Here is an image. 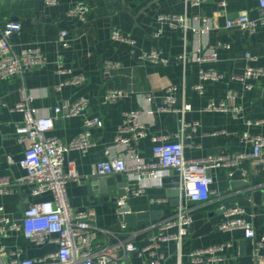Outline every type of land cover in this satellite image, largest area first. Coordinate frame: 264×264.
Here are the masks:
<instances>
[{
	"label": "crops",
	"instance_id": "1",
	"mask_svg": "<svg viewBox=\"0 0 264 264\" xmlns=\"http://www.w3.org/2000/svg\"><path fill=\"white\" fill-rule=\"evenodd\" d=\"M219 1L208 0L201 6H192L185 0H59L54 5L44 0H0V27L12 18L20 20L22 24L20 32L11 39L15 50L36 47L49 60L46 65L26 73L23 78L19 75L0 78V174L9 176L14 183L12 193L0 194L3 212L13 219H19L26 206L53 198L51 192L31 194L32 185L24 180L27 172L20 164L26 144L17 139L16 124L24 116L21 111L12 110L11 107L20 100L19 88L25 85L35 95L33 105L38 113L54 116L55 124L50 135L70 141L83 130L87 117L101 118V124L92 128L96 145L86 153L71 150L66 154L65 170H68L70 161H74L82 178L71 179L67 183L69 202L77 211L94 208L98 225L109 231L99 232L95 242L97 248H106L115 253L121 258V264H144L149 261L152 257L148 253H125L123 243L133 241L139 246L147 244L155 226L175 214L180 196L164 179H174L178 173L167 170L161 177L144 180L146 190L133 196L135 203H149L152 208L163 211L157 220L132 229L123 226L116 228L119 218L114 212L115 203L92 185V177L98 175L97 164L106 157V148L113 143L124 113L137 109L146 112L142 120L149 135L141 138L137 146V153L145 162L156 160L152 140V134L155 133L170 136V139L182 135L184 155L188 159L219 153L250 155L254 146L243 141L242 135L249 131L264 136V122L257 123L264 120V76L252 79L251 89L246 88L240 80L230 79L232 74H242L247 65H264V26L260 25L255 32L226 26L229 17L241 13L258 16V0H226L225 7L220 6ZM76 3H84L88 7L85 22L68 15L69 8ZM166 13L187 15L190 21L194 15L210 16L214 28L201 33L172 25L159 19L161 14ZM192 23L199 25L197 20ZM114 29L134 40L135 47L125 40L112 38ZM61 30L68 31L69 46H64L60 41ZM219 41L229 46L218 48L216 60L202 63L190 60L184 63L178 58L185 51L193 53L198 48ZM153 48L161 50L170 59L169 63L156 65L138 60L140 52ZM59 59L66 67L83 72L87 77L86 83L53 90L52 86L66 77L54 71V62ZM107 59L122 64L118 74L112 78H105L102 72L103 62ZM201 68H215L223 72L225 78L206 81L204 91L199 92L195 85L200 82ZM170 84L177 85L178 105L190 103V110L180 112L159 109L164 104L166 88ZM108 88H121L127 94L116 102H109L105 98ZM144 93H150L151 98L143 96ZM82 96L89 100V105L82 113L66 117L62 112L55 111L56 106L73 102ZM223 100L232 106H241L242 113L236 115L233 110L207 109L210 102ZM247 120L253 123L248 124ZM185 121H198L199 124L194 130L191 126L184 127ZM214 131L219 133L213 134ZM112 150L122 153L128 163L134 162L122 149L112 147ZM230 171H233L231 175ZM210 175L213 178L211 186L216 193L207 201L192 205L194 222L190 235L183 239L180 253L174 240L164 242L157 249L158 254L164 255L163 264H194L189 255L193 249L224 242L231 243L225 258L212 264H251L242 261L245 249H241L238 244L247 239L244 230L219 229L223 219L220 206H230L234 202L238 204L239 197L250 193L249 186H260L262 178L264 181V168L261 169L258 162L249 156L233 168H212ZM131 176L134 177L133 174ZM170 184H176L175 180ZM158 197L165 201L153 203L152 199ZM244 206L247 210L245 217L255 224L256 238L264 237V207L254 202ZM172 231H177V228L174 227ZM2 244L20 249L22 256L35 258L58 247L56 243L38 245L27 240L20 230L4 237ZM235 244H238L237 247ZM261 252L264 255V247ZM257 264H264V261Z\"/></svg>",
	"mask_w": 264,
	"mask_h": 264
},
{
	"label": "built area",
	"instance_id": "2",
	"mask_svg": "<svg viewBox=\"0 0 264 264\" xmlns=\"http://www.w3.org/2000/svg\"><path fill=\"white\" fill-rule=\"evenodd\" d=\"M46 3L54 5L59 0H44ZM192 6H201L208 0H185ZM219 5L225 7L226 0H220ZM88 7L84 3H76L68 10V15L76 17L85 22L87 19ZM160 20L169 22L172 25H180L184 28L194 29L196 32H205L214 28L213 19L210 16L194 15L193 20L199 22L195 26L187 15L166 13L159 16ZM264 26V0H258V16L251 17L248 13H241L237 16L229 17L226 22L227 27H237L241 30L255 32L260 26ZM22 24L20 20L12 18L4 22L0 27V78H7L19 75L22 78L26 73L38 67L46 65L49 60L46 54L39 48L28 47L15 50L12 44L14 34L20 32ZM68 31L61 30L59 39L64 46H69L67 38ZM112 38L125 40L135 47V41L124 36L119 30L112 31ZM229 46L219 41L214 45L198 48L193 53L188 51L178 55L184 63L190 60L197 62L213 61L218 58V48ZM251 57L250 53H247ZM140 62L152 64H168L170 59L161 50L153 48L142 51L138 54ZM122 64L117 60H104L102 72L105 78H112L118 74ZM56 74H65L66 77L55 83L53 90L59 91L64 87L80 86L87 81L83 72L66 67L59 59L54 62ZM264 76L263 66L247 65L240 75L232 74L230 79L242 81L246 88L251 89L252 79ZM225 78V74L215 68H201L200 82L195 85L199 92L204 91V83L208 80L218 81ZM177 85L170 84L166 88L164 104L159 109L163 111L190 110V103L178 105V95H176ZM20 100L11 107L23 113V120L16 124V136L20 142L26 144L21 166L27 174L24 180L32 185L31 194L39 195L45 192L53 194L52 199L42 200L30 204L25 208L21 218L13 219L0 209V252L9 255V264H121V258L106 248H97L95 242L99 232H109L101 228L97 223V212L94 208L85 210H74L69 202L67 193V183L71 179L81 180L77 172L74 161H70L68 170H65L64 163L66 154L71 150L88 152L96 145L92 134V128L101 124L99 116L87 117L84 121L83 130L78 136L70 141L50 135L54 128L55 118L52 114L41 115L33 105L34 93L25 85L19 88ZM127 92L121 88H108L105 98L109 102H116L126 96ZM143 96L151 98L150 93ZM7 105V104H5ZM89 105L87 97H79L73 102H66L55 107L57 113L62 112L66 117H72L82 113ZM207 109L217 111L233 110L236 115L242 113L241 106H232L227 100L220 102L212 101ZM153 112V110H152ZM145 110L137 109L124 113L122 122L117 128V132L111 146L106 148V157L98 162L97 174L106 175L118 172H130L137 180L133 186V195H139L146 190V179H156L161 177L167 170H173L181 176L180 203L173 216L163 219L155 226V231L150 235L149 242L139 246L133 241L123 243L126 252L148 253L152 257L144 264H163L164 255L158 254L157 249L164 243L174 240L177 243L179 253L183 239L190 235V230L194 222L192 205L207 201L216 190L211 186L213 178L210 175L212 168H233L239 166L246 157H252L259 163L264 164V136L251 133L249 131L242 135L245 142L252 143L254 150L252 154H229L219 153L197 159H188L184 155V141L182 135L170 139V136L152 134L154 141L153 154L156 158L154 162H145L137 153V146L141 138L149 135V131L142 118ZM264 122L259 120L257 123ZM252 124V120H247ZM199 122H183V126H191L194 130ZM219 133L214 131L213 134ZM112 147H118L133 158V163H128L122 153L114 152ZM233 171H230V175ZM20 180H18V183ZM14 183L9 176L0 174V194L12 193ZM126 196L121 197L118 204H123ZM165 199L153 198V203H161ZM223 219L219 223V229L232 231L243 229L247 238L254 239L255 251L251 264L264 261L261 249L264 247V237L256 238L255 224L245 217L247 210L244 205L236 204L226 207L221 205ZM123 227L124 224L122 225ZM176 227L177 231H172ZM20 230L27 238L38 245L56 243L57 249L46 255L35 258L22 256L20 249H12L2 244V239L9 236L13 231ZM231 246L230 242L216 243L202 248H195L190 252L191 262L194 264H212L216 260H222L226 256V251Z\"/></svg>",
	"mask_w": 264,
	"mask_h": 264
},
{
	"label": "water",
	"instance_id": "3",
	"mask_svg": "<svg viewBox=\"0 0 264 264\" xmlns=\"http://www.w3.org/2000/svg\"><path fill=\"white\" fill-rule=\"evenodd\" d=\"M258 166L263 169L264 164L259 163ZM262 178V177H261ZM175 180L176 184L171 185V181ZM136 179L131 176L130 172H118L106 175H97L92 177V185L98 188L100 192L106 194V198L115 203L114 212L118 215L119 222L116 228H121L122 225L126 228H138L143 227L157 220L163 210L154 209L149 203H135L133 199L132 189L136 183ZM168 186L176 189V194H181V176L178 174L174 176V179L167 177L164 179ZM250 192L246 196L239 197L237 203L239 205H251L254 202L257 205L264 207V181L261 179V184L258 187H248ZM126 196L123 204H118L121 197ZM180 197L178 198V204L180 203ZM236 205V202L230 206ZM226 207H230L225 204ZM28 206H26L27 208ZM123 238L125 236H122ZM241 249H245V255L242 257L244 263H252L254 259L255 242L252 238H247L244 241L238 242ZM238 244H235L237 247ZM242 251V250H241ZM0 264H9V258L7 254L0 252Z\"/></svg>",
	"mask_w": 264,
	"mask_h": 264
}]
</instances>
